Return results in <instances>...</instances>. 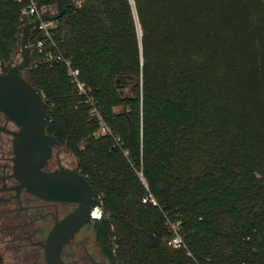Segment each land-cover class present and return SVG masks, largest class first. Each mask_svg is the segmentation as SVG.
<instances>
[{
  "label": "trees",
  "instance_id": "16d2710c",
  "mask_svg": "<svg viewBox=\"0 0 264 264\" xmlns=\"http://www.w3.org/2000/svg\"><path fill=\"white\" fill-rule=\"evenodd\" d=\"M36 1L58 12L57 0ZM62 1L51 39L31 31L22 76L45 100L46 133L97 195L100 254L109 264H264V1ZM26 3L0 0L6 61ZM56 49L109 133L63 64L47 60ZM118 76L140 82L121 96ZM171 224L184 248L168 244Z\"/></svg>",
  "mask_w": 264,
  "mask_h": 264
},
{
  "label": "water",
  "instance_id": "95a60500",
  "mask_svg": "<svg viewBox=\"0 0 264 264\" xmlns=\"http://www.w3.org/2000/svg\"><path fill=\"white\" fill-rule=\"evenodd\" d=\"M57 4L58 12L41 11L38 19L29 21L19 29L17 52L21 54L22 61L7 73L0 75V112L19 127L13 134L16 179L26 191L40 198L80 203V208L76 212L78 215L68 217L50 233L45 247V259L48 264H65L60 258L62 246L84 223L91 208L97 205V195L92 186L76 169L61 167L55 171L43 170L51 146L60 144L54 136L46 133V103L40 92L19 73L29 63L31 47L28 39L31 31L42 21H55L63 14V1L57 0ZM133 81L136 84L140 82L138 79L118 76L114 80V85L123 96L126 89L133 85ZM82 212L88 213L86 218L83 214L80 217Z\"/></svg>",
  "mask_w": 264,
  "mask_h": 264
},
{
  "label": "flooded vegetation",
  "instance_id": "af4514ba",
  "mask_svg": "<svg viewBox=\"0 0 264 264\" xmlns=\"http://www.w3.org/2000/svg\"><path fill=\"white\" fill-rule=\"evenodd\" d=\"M21 61L18 52L8 61L0 56V75ZM24 69L19 71L21 75ZM18 130L15 122L0 112V264H48L45 247L50 233L68 217L77 214L80 203L43 199L21 186L14 171L16 151L13 134ZM73 159L64 147L51 146L43 170L49 172L63 167L79 171L75 159L72 165ZM94 207L89 214H80V217L82 214L85 218L88 214V217L62 246L60 258L65 264H109L96 244Z\"/></svg>",
  "mask_w": 264,
  "mask_h": 264
},
{
  "label": "built area",
  "instance_id": "2783aa9c",
  "mask_svg": "<svg viewBox=\"0 0 264 264\" xmlns=\"http://www.w3.org/2000/svg\"><path fill=\"white\" fill-rule=\"evenodd\" d=\"M18 1H20V0H18ZM83 1L84 0H72V2H74L77 7H80L81 4L83 3ZM20 15L27 22L38 19L41 15V11L38 7L37 1L36 0H27L26 5L23 8H21V10H20ZM54 28H56L55 21H42L34 29H37L39 32L44 34L45 37H47L48 39H51V30ZM52 44L56 48L53 41H52ZM35 45L37 46V48L39 50H41L42 40L36 38ZM47 60L48 61H55L57 63L63 64L71 83L75 85V87L78 90V93L85 98V101L91 105V112L96 116V118L99 121V125H100V131L99 132L109 133L108 127L104 123L101 115L98 113L96 106H95V103L89 94L90 89L86 86V84L84 82H82L80 80L79 70L74 68L72 66L71 62L69 60L65 59L63 57V55L57 51V49H56V53L49 52L47 54ZM42 98H43V96H42ZM43 100H44V98H43ZM44 102H45V100H44ZM101 215H102V209H101V206L98 204V200H97V205L95 206V208L93 210V217H94V219H100ZM171 229L174 233V236L168 242V244L174 248H177V249L184 248L185 246H184L183 240L181 238V235L179 234L178 224H171ZM187 254H189V253L187 252Z\"/></svg>",
  "mask_w": 264,
  "mask_h": 264
},
{
  "label": "rangeland",
  "instance_id": "374dc122",
  "mask_svg": "<svg viewBox=\"0 0 264 264\" xmlns=\"http://www.w3.org/2000/svg\"><path fill=\"white\" fill-rule=\"evenodd\" d=\"M65 150H66V149H65ZM72 162H73L72 165H74V164H75L74 160H73Z\"/></svg>",
  "mask_w": 264,
  "mask_h": 264
}]
</instances>
